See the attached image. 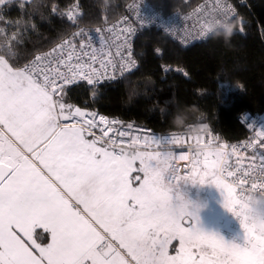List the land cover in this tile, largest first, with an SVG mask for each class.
Returning a JSON list of instances; mask_svg holds the SVG:
<instances>
[{
	"label": "snow or ice",
	"instance_id": "obj_1",
	"mask_svg": "<svg viewBox=\"0 0 264 264\" xmlns=\"http://www.w3.org/2000/svg\"><path fill=\"white\" fill-rule=\"evenodd\" d=\"M74 7L62 13L73 22ZM221 10L232 12L229 5ZM95 32L87 42L82 30L73 33L22 67L6 59L19 40L0 32V264H264V235L247 223L243 203L249 179L264 192V156L257 170L238 157L229 162L236 145L229 151L197 142L195 152L189 146L190 154H177L175 135L132 136L130 124L120 130L116 119L63 102L68 85H94L100 69L116 67ZM93 39L101 48L84 51ZM257 135L264 137V128ZM179 161H186L183 170ZM133 170L143 173L135 187ZM185 184L220 190L223 206L240 218L243 246L198 226V213L187 211L177 191ZM44 233L50 242L38 243ZM173 240L179 245L170 254Z\"/></svg>",
	"mask_w": 264,
	"mask_h": 264
},
{
	"label": "trees",
	"instance_id": "obj_2",
	"mask_svg": "<svg viewBox=\"0 0 264 264\" xmlns=\"http://www.w3.org/2000/svg\"><path fill=\"white\" fill-rule=\"evenodd\" d=\"M129 1L8 0L0 6V32L15 35L19 43L12 41L14 55L6 59L22 67L79 28H101L115 21ZM151 2L165 13L186 7L181 0ZM73 6L75 22L62 15ZM134 55V72L111 83L69 86L63 102L157 132L207 121L229 143L247 138L240 121L244 113L258 117L264 111V0H247L231 27L188 47L159 31H142ZM166 66L182 73H167Z\"/></svg>",
	"mask_w": 264,
	"mask_h": 264
},
{
	"label": "built area",
	"instance_id": "obj_3",
	"mask_svg": "<svg viewBox=\"0 0 264 264\" xmlns=\"http://www.w3.org/2000/svg\"><path fill=\"white\" fill-rule=\"evenodd\" d=\"M181 1L184 6H186L185 8L179 7L165 13L157 8L151 0H130L124 9V12L115 21L101 28L77 29L74 33L82 30L83 33L86 34L83 36V39L86 42L87 34L96 36L97 34L95 30L100 29L101 34L105 39V51L111 52V56L109 58L112 59L116 65L115 68L109 66L107 69H100L98 82L93 86L114 82L137 70L138 62L134 55V43L136 37L142 31L150 29L159 31L178 44L188 47L192 44L205 41L213 34L231 27L233 21H235L239 16V6H244L247 2V0ZM223 5H229L232 9V12L229 13L227 17L221 10ZM72 34L62 39L58 44L65 39H72ZM81 38L82 37H76L74 39V43L77 44V51L82 56L83 60L85 62H89L88 57L83 56V53L79 52V43ZM92 48L97 50L101 48L98 39H93L91 47H86L84 51L91 53ZM118 50L121 53L120 56L116 55ZM43 53L46 52L38 53L36 55H41ZM36 55H34L31 60L34 59ZM121 57L124 58L123 67ZM95 67H100L99 59L95 64ZM163 69L164 71L165 69H168L165 71L167 73H182L181 68L166 66ZM78 84L89 85L86 81H79L75 84L68 85L67 87ZM75 106L87 109L88 111H95L98 114L111 119L109 116L96 109H89L80 105ZM240 121L247 128L248 136L244 140L236 143H229L224 137L214 132L211 125L207 121H195L189 123L184 129L170 132H157L147 126L135 124L130 125H132V136H139L143 138L145 135H155L157 137L175 135L179 137V143L173 146V150L176 151L177 154H190L189 146H191V152H195L197 142L205 144L212 141L214 146L217 144H226L228 145L229 151H231V146L236 145L238 152L229 162L235 165L238 157L241 164L245 168L249 165H253L258 170L261 166V157L264 156V137L258 136L257 133L261 131V128H264V111L258 117H254L250 113L246 112L241 116ZM128 125L129 124H117L115 125V128L127 130ZM96 131L99 135L98 129ZM124 139L128 141L130 140V137H125ZM248 145L251 146L249 147ZM124 147L126 150H131L127 148V144H125ZM149 150H156L155 146ZM178 163L183 170L186 161H179ZM253 182H256L258 185L256 189H251V184ZM259 183V181L249 179L247 184L244 186L247 189L245 195L247 196L250 192H254L257 195L261 194L262 190L259 188ZM238 225H240V222L237 218L236 226Z\"/></svg>",
	"mask_w": 264,
	"mask_h": 264
},
{
	"label": "rangeland",
	"instance_id": "obj_4",
	"mask_svg": "<svg viewBox=\"0 0 264 264\" xmlns=\"http://www.w3.org/2000/svg\"><path fill=\"white\" fill-rule=\"evenodd\" d=\"M7 1L8 0H4V3ZM1 5L2 4H0V6ZM127 151L131 152V150ZM139 167V161H136L134 169H138ZM137 176L140 177V181L136 180ZM130 179L134 187L138 186L143 180V173L133 170L130 174ZM181 192L186 195L189 200L198 201L202 205L198 212L200 218L198 226L203 231L207 233H214L217 236L222 237L226 243H236L243 246L244 231L241 225L236 226L237 218L222 206L223 197L220 190H218L214 185L209 184H185L181 185ZM40 231L42 230H39L38 232ZM37 242L46 244L50 242V237L47 233H44L43 238L38 239ZM178 245L179 241L173 240L169 246V253L174 254V250L178 247Z\"/></svg>",
	"mask_w": 264,
	"mask_h": 264
},
{
	"label": "clouds",
	"instance_id": "obj_5",
	"mask_svg": "<svg viewBox=\"0 0 264 264\" xmlns=\"http://www.w3.org/2000/svg\"><path fill=\"white\" fill-rule=\"evenodd\" d=\"M177 191L183 197V202L187 204V211L198 213L202 205L198 201L189 200L186 197V195L182 194L181 187H179ZM174 203H176V201H174ZM243 203L244 205H246V207L244 208V213L247 217V223L249 224L250 227L254 228V230L258 234L264 235V192H262L259 195H257L254 192H250L247 196L243 198ZM222 206H223V200H222ZM236 218H238L240 222V218L239 217Z\"/></svg>",
	"mask_w": 264,
	"mask_h": 264
},
{
	"label": "crops",
	"instance_id": "obj_6",
	"mask_svg": "<svg viewBox=\"0 0 264 264\" xmlns=\"http://www.w3.org/2000/svg\"><path fill=\"white\" fill-rule=\"evenodd\" d=\"M38 231V230H37Z\"/></svg>",
	"mask_w": 264,
	"mask_h": 264
}]
</instances>
